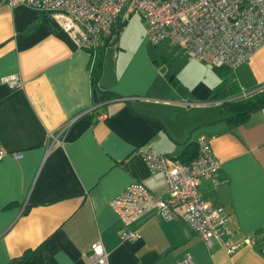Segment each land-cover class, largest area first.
<instances>
[{
	"label": "crops",
	"instance_id": "0c3cea01",
	"mask_svg": "<svg viewBox=\"0 0 264 264\" xmlns=\"http://www.w3.org/2000/svg\"><path fill=\"white\" fill-rule=\"evenodd\" d=\"M116 27L99 44L98 84L113 95L94 107L91 51L47 10L0 0V76L16 72L24 81L0 79V264L37 245L41 264H94L95 239L109 264H175L187 251L198 264H264V105L234 125L223 105L264 84V42L231 68L165 39L182 60L170 72L146 42L135 46ZM224 78L238 91L214 96ZM201 133L222 160L199 181L201 195L229 211L224 236L237 248L216 237L207 244L183 220L182 205L169 220L144 210L130 224L140 236L121 239L112 196L134 180L167 195L165 174L150 172L139 148L152 142L184 161L195 152L187 143Z\"/></svg>",
	"mask_w": 264,
	"mask_h": 264
},
{
	"label": "built area",
	"instance_id": "2783aa9c",
	"mask_svg": "<svg viewBox=\"0 0 264 264\" xmlns=\"http://www.w3.org/2000/svg\"><path fill=\"white\" fill-rule=\"evenodd\" d=\"M10 4L23 2L47 10L55 23L65 29L82 47H94L109 37L121 14L123 21L137 12L144 18L146 35L152 43L168 39L188 49L197 58H206L216 65L231 68L245 62L264 42V0H6ZM0 79L11 86L22 85L16 72L2 74ZM264 89V84L244 92ZM100 102H96L94 107ZM97 116L107 115L98 110ZM198 153L188 161L158 151L152 142L140 149L150 172L165 174L167 195L160 196L143 181L129 182L110 198L121 219V239L140 236L137 227L130 226L144 210L154 209L163 218L174 217L182 205L181 216L202 236L207 244L218 238L232 251L238 242L224 233L228 229L229 211L223 204H214L201 195L199 181L220 167L221 159L211 146V136L201 133L197 140ZM4 150L0 148V158ZM20 155V151H13ZM89 256L94 264H109L104 242H91ZM175 264H198L187 251Z\"/></svg>",
	"mask_w": 264,
	"mask_h": 264
},
{
	"label": "trees",
	"instance_id": "16d2710c",
	"mask_svg": "<svg viewBox=\"0 0 264 264\" xmlns=\"http://www.w3.org/2000/svg\"><path fill=\"white\" fill-rule=\"evenodd\" d=\"M103 45L104 44L102 45L98 44L94 47H86V49L90 50L92 53L91 75L93 82L92 88H94L93 99L95 102H101L113 95L112 91L103 88L98 84L99 83L98 80L100 77L99 75L100 70H102L101 59L103 57V52H104ZM219 66H226V65H219ZM236 91H238V87L235 85V83L230 81L228 78H224L221 79L216 85L214 96L225 97L229 94L235 93ZM223 105L232 111V113L226 118L230 122V124L234 125L245 121V119L247 118V116L250 114L251 111L264 105V93L256 90L247 95H242L236 98L225 99L223 101ZM197 143L198 142H194V141L187 143V145L192 147L193 152L195 151L194 154H192V156L198 153ZM187 150L188 149L185 148L184 151ZM192 156H190L189 158H192ZM188 159L184 161H187ZM41 250L42 249L40 245L31 248L30 247L26 248L19 254V257L16 263L14 264H41L43 262V255H41Z\"/></svg>",
	"mask_w": 264,
	"mask_h": 264
},
{
	"label": "rangeland",
	"instance_id": "374dc122",
	"mask_svg": "<svg viewBox=\"0 0 264 264\" xmlns=\"http://www.w3.org/2000/svg\"><path fill=\"white\" fill-rule=\"evenodd\" d=\"M146 26L147 23H145L141 14L135 12L123 20L122 25L117 27L115 34H118V32L123 29L125 30L124 35L127 34L130 40L132 39L133 45H139L141 47L142 43L144 44L146 42L148 49L150 48L151 52L153 50L157 54V59L160 60V62L163 61L167 63V65L171 67V72L173 67L182 63L179 56L173 52L176 47L169 45L168 40H163L159 43H152L149 41L145 33ZM112 41L113 38L111 37L110 42L113 43ZM179 86L180 88H184L182 85Z\"/></svg>",
	"mask_w": 264,
	"mask_h": 264
},
{
	"label": "water",
	"instance_id": "95a60500",
	"mask_svg": "<svg viewBox=\"0 0 264 264\" xmlns=\"http://www.w3.org/2000/svg\"><path fill=\"white\" fill-rule=\"evenodd\" d=\"M121 19H122V16H121V14H119L118 16H117V19H116V26H121L122 25V21H121Z\"/></svg>",
	"mask_w": 264,
	"mask_h": 264
}]
</instances>
